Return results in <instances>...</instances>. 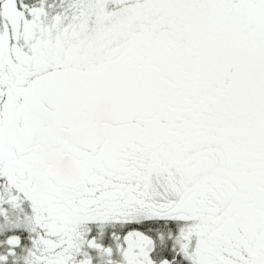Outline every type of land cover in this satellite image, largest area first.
I'll return each mask as SVG.
<instances>
[{
    "label": "snow or ice",
    "instance_id": "6c2138e0",
    "mask_svg": "<svg viewBox=\"0 0 264 264\" xmlns=\"http://www.w3.org/2000/svg\"><path fill=\"white\" fill-rule=\"evenodd\" d=\"M0 264H264V0H0Z\"/></svg>",
    "mask_w": 264,
    "mask_h": 264
}]
</instances>
